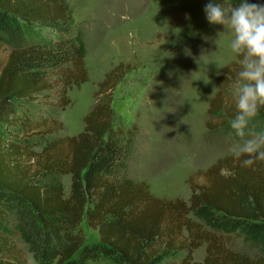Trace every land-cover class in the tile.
Returning a JSON list of instances; mask_svg holds the SVG:
<instances>
[{"label": "trees", "instance_id": "trees-1", "mask_svg": "<svg viewBox=\"0 0 264 264\" xmlns=\"http://www.w3.org/2000/svg\"><path fill=\"white\" fill-rule=\"evenodd\" d=\"M73 23L66 0H0V38L13 47L0 66V229L7 230L5 221L15 214L38 264H163L184 250L181 264H264V254L254 258L230 250L222 236H243L264 248V162L246 168L234 155L219 159L188 179L189 204L158 199L146 184L128 177L132 142L114 128L112 95L129 66L119 64L106 74L78 136L42 140L39 153L22 144L21 137L38 126L21 110L52 89L49 71L66 66L62 109L71 104L67 88L89 80L82 35L65 38ZM240 60L238 55L218 79L208 109L218 120L207 122L210 130L226 125L237 111L230 88ZM256 122L264 126V107ZM85 220L98 232V242H86ZM205 242L204 262L192 263L193 251ZM10 244L0 234V264H17L7 258Z\"/></svg>", "mask_w": 264, "mask_h": 264}, {"label": "rangeland", "instance_id": "rangeland-1", "mask_svg": "<svg viewBox=\"0 0 264 264\" xmlns=\"http://www.w3.org/2000/svg\"><path fill=\"white\" fill-rule=\"evenodd\" d=\"M66 1L74 23L65 38L82 35L89 80L80 88H67L66 98L71 104L62 109V68L66 66L49 71L52 89L21 110L38 126L37 131L21 137L22 144L39 153L42 140L78 136L85 128L84 117L97 104L99 84L107 73L124 64L129 68L112 99L114 128L122 129L124 138L132 142L128 177L146 184L158 199H181L189 204L192 192L188 179L198 171H207L219 159L233 156L231 150L240 142L230 121L216 130L206 126L218 120L209 115L208 109L218 92L223 68L238 62V54L230 47L233 34L207 21L204 7L208 0ZM223 3L230 7L240 1ZM12 49L0 38L1 68ZM164 52L169 55L162 58ZM230 93L236 101L234 88ZM255 124L257 130H264L263 125ZM62 182L64 198H68L71 176H64ZM9 216L5 221L7 230L0 229L11 243L7 258L17 264H38L17 227L16 215ZM190 217L207 229L201 220ZM81 228L87 243L99 241L98 232L86 220ZM222 236L227 238L230 250L254 258L264 254V248L251 239ZM207 245L205 242L193 251L192 263L204 262ZM187 254L184 250L163 264H181Z\"/></svg>", "mask_w": 264, "mask_h": 264}, {"label": "clouds", "instance_id": "clouds-1", "mask_svg": "<svg viewBox=\"0 0 264 264\" xmlns=\"http://www.w3.org/2000/svg\"><path fill=\"white\" fill-rule=\"evenodd\" d=\"M204 12L210 24L233 34L231 50L241 57L234 83L237 111L229 122L240 142L231 151L243 167L252 168L264 162V130L255 124L264 107V4L241 0L229 7L223 0H208Z\"/></svg>", "mask_w": 264, "mask_h": 264}]
</instances>
